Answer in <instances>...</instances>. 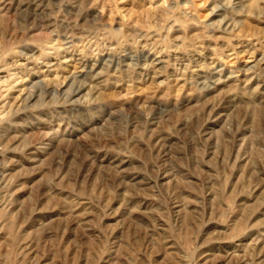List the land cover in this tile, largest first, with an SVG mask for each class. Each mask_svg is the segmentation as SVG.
<instances>
[{"label":"rangeland","instance_id":"obj_1","mask_svg":"<svg viewBox=\"0 0 264 264\" xmlns=\"http://www.w3.org/2000/svg\"><path fill=\"white\" fill-rule=\"evenodd\" d=\"M0 264H264V0H0Z\"/></svg>","mask_w":264,"mask_h":264},{"label":"bare ground","instance_id":"obj_2","mask_svg":"<svg viewBox=\"0 0 264 264\" xmlns=\"http://www.w3.org/2000/svg\"><path fill=\"white\" fill-rule=\"evenodd\" d=\"M46 89H47V88H46ZM49 89H50V88H49ZM45 91H46V90H45ZM33 96H34V95H33ZM26 109H27V107H26ZM26 109H25V110H26ZM26 112H28V111H26ZM22 138H23V137H22ZM7 207H8V206H7ZM247 249H248V248H247Z\"/></svg>","mask_w":264,"mask_h":264}]
</instances>
